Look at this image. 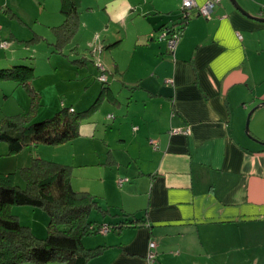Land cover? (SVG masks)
Wrapping results in <instances>:
<instances>
[{
	"label": "crops",
	"instance_id": "obj_1",
	"mask_svg": "<svg viewBox=\"0 0 264 264\" xmlns=\"http://www.w3.org/2000/svg\"><path fill=\"white\" fill-rule=\"evenodd\" d=\"M237 1L264 18V0ZM182 3L103 0L102 32L120 23L125 38L130 28L138 31L140 56L127 61L111 56L102 70L121 76L131 91L124 112L130 118L118 120L117 135H105L99 144L91 128H80L70 141L81 150L72 162L51 155L47 145L36 149L38 157L79 166L73 188L89 191L117 214L96 211L94 220L116 222L123 212L146 216L122 231L85 236V247L103 249L87 264H145L151 240L157 243L156 264H255L263 256L264 22L230 0H221L209 17L193 8L171 50L156 39L181 26ZM4 35L1 26L0 39ZM4 54L0 64L20 58ZM104 94L120 104L111 87ZM18 209L12 212L20 215Z\"/></svg>",
	"mask_w": 264,
	"mask_h": 264
},
{
	"label": "rangeland",
	"instance_id": "obj_2",
	"mask_svg": "<svg viewBox=\"0 0 264 264\" xmlns=\"http://www.w3.org/2000/svg\"><path fill=\"white\" fill-rule=\"evenodd\" d=\"M102 3L103 0H81L79 25L72 38L63 45L62 51L56 52L54 44L58 35L53 26L61 24L64 20V15L61 12L62 0H0V27H3V34H6L5 38L0 39V56L7 52L9 57H20L14 60L13 64L31 63L35 66L33 85L41 91V104L35 107L34 121L52 116L63 106L84 107L79 110L90 107L101 94L103 84L99 77L100 74L108 76V82L104 85L111 87L119 98L120 104L112 103L108 96L102 93L93 114L84 119L80 125L81 129L91 128L98 140L97 144L102 142L103 138L106 139L105 135L110 137L117 135L118 120L127 116L124 115V112L127 111V102L132 99L131 91L123 87L122 77L118 75L114 77L110 72H102V68L99 66L105 68L103 64L111 56L127 61L133 56L141 54L139 51L135 52L138 35L136 29L130 28V35L126 38L124 37L125 29H122L121 23L118 25V29L113 25L110 28H105V32L101 31L103 29V25H101L103 18L100 14ZM91 5L93 9L90 10ZM182 7L183 3L178 9L179 12L182 11ZM7 8H10L12 13H7L5 11ZM11 30L13 35L10 34ZM161 34L162 32L156 41L168 42L166 39L160 38ZM107 41H112L114 44L108 46ZM134 105L132 102V106ZM33 106L30 93L25 87L16 85L12 80H0V120L22 111H29ZM129 118V116L126 117L123 123ZM115 142L116 139L109 141L113 145ZM73 144L69 141L58 145H47V149L50 150L51 155H61L62 160L72 162L75 151V160L80 157L81 151L77 149L79 142L76 148ZM40 145L45 146L44 144ZM37 147L40 146H27L22 151L13 153L10 152L7 142L0 141V172L15 173L16 183L24 187L25 180L20 168L30 165L33 156L37 157L35 154ZM133 148L137 149L135 144ZM33 150L34 152H32ZM63 150L66 152L70 150V152L65 155ZM27 159H29L28 162ZM46 159L60 160V158ZM74 169L79 170L80 167L72 165V177H74ZM120 180L118 179L119 184ZM13 208H19L20 215H17L22 224L29 226L38 237H46L49 216L42 208L31 205H15ZM92 213L93 216L98 214L96 211ZM40 231H44L42 235H39ZM254 261L255 264H264V252L259 260L254 259ZM18 264H65V262L60 260L48 263L27 261Z\"/></svg>",
	"mask_w": 264,
	"mask_h": 264
},
{
	"label": "trees",
	"instance_id": "obj_3",
	"mask_svg": "<svg viewBox=\"0 0 264 264\" xmlns=\"http://www.w3.org/2000/svg\"><path fill=\"white\" fill-rule=\"evenodd\" d=\"M80 2L81 0H62L64 20L53 26L58 35L54 44L56 52L62 51L63 45L72 38L79 25ZM5 11L12 13L10 8ZM191 16V9L182 13L178 30L182 31ZM167 32L173 33L171 29ZM14 62L11 63L9 59V63L0 64V80H12L16 85L25 87L34 106L29 111L0 120V141L7 142L13 153H18L27 146L58 145L74 140L80 135L83 120L95 111L102 93H107L110 89L108 85H104L107 79L102 80L101 94L90 107L79 110L75 105L63 106L52 116L34 121L35 107L41 104V93L33 85L35 67L31 63L13 64ZM20 172L25 180L24 187L16 183L15 173L0 172V264L27 261L48 263L56 260L65 264H87L103 249L100 246L85 247V236L103 233L104 225H108L109 231H122L125 227L146 221L144 215L137 217L134 213L125 212L120 214L122 217L116 222L102 223L94 220L91 217L92 211L105 215L111 214L110 209L103 207L97 196L89 191L73 188L70 164L33 156L31 164L21 167ZM15 205L40 207L48 214L46 237H38L29 226L20 222L18 215L12 212Z\"/></svg>",
	"mask_w": 264,
	"mask_h": 264
},
{
	"label": "built area",
	"instance_id": "obj_4",
	"mask_svg": "<svg viewBox=\"0 0 264 264\" xmlns=\"http://www.w3.org/2000/svg\"><path fill=\"white\" fill-rule=\"evenodd\" d=\"M221 0H207V2L203 5H199L197 3L196 0H183V7H182V12H188L190 9L192 8H197L198 12L200 15H203L205 17H209L212 15L216 5L220 2ZM181 35V31L178 29H174L173 33L169 34L167 32V30H164L160 36L161 39H166L168 41L169 44V48L171 50H174L176 43L179 39V36ZM239 36L241 37V35L239 34ZM102 68V70H104L103 66H99ZM101 81H105L106 80V76L105 75H100L99 76ZM172 133L177 134V133H189V129H174L172 130ZM124 181V179L120 180V184H122V182ZM109 231V227L108 225H104L102 227V232L106 233ZM157 243L154 240H151L149 242V246H148V251L147 254L145 256V264H155L157 259Z\"/></svg>",
	"mask_w": 264,
	"mask_h": 264
},
{
	"label": "water",
	"instance_id": "obj_5",
	"mask_svg": "<svg viewBox=\"0 0 264 264\" xmlns=\"http://www.w3.org/2000/svg\"><path fill=\"white\" fill-rule=\"evenodd\" d=\"M232 2V4L238 9L240 10L243 14L249 16V17H252V18H255L259 21H262L264 22V18L263 17H257V16H253L251 14H249V12H247L240 4L237 0H230ZM264 103V102H263ZM251 113V112H250ZM247 129H249V121L247 120Z\"/></svg>",
	"mask_w": 264,
	"mask_h": 264
}]
</instances>
